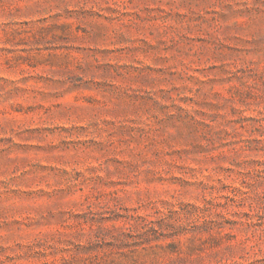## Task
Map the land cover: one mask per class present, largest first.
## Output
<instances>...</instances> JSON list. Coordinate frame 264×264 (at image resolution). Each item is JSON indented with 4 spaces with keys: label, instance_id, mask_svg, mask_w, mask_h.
<instances>
[{
    "label": "rangeland",
    "instance_id": "374dc122",
    "mask_svg": "<svg viewBox=\"0 0 264 264\" xmlns=\"http://www.w3.org/2000/svg\"><path fill=\"white\" fill-rule=\"evenodd\" d=\"M0 264H264V0H0Z\"/></svg>",
    "mask_w": 264,
    "mask_h": 264
}]
</instances>
